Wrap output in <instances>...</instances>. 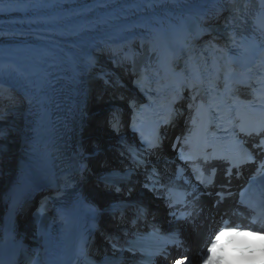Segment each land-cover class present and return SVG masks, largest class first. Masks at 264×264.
<instances>
[{"label": "bare ground", "instance_id": "bare-ground-1", "mask_svg": "<svg viewBox=\"0 0 264 264\" xmlns=\"http://www.w3.org/2000/svg\"><path fill=\"white\" fill-rule=\"evenodd\" d=\"M198 1L53 0L0 6V201L22 166L35 111L29 102L34 79L12 57L23 60L24 55L38 69L43 64L54 66L73 116L84 112L90 120V113L104 106L100 93L115 84V77L126 69L130 51L145 40L136 34L152 27L147 18L166 10L192 11L204 19L217 13L216 7L198 9ZM101 41L111 44L102 46ZM90 52L95 66L76 84L66 74L74 61Z\"/></svg>", "mask_w": 264, "mask_h": 264}, {"label": "snow or ice", "instance_id": "snow-or-ice-1", "mask_svg": "<svg viewBox=\"0 0 264 264\" xmlns=\"http://www.w3.org/2000/svg\"><path fill=\"white\" fill-rule=\"evenodd\" d=\"M17 2V0H0V5L8 4L11 5L12 3ZM205 3H214L216 0H203ZM261 4H264V0H260ZM261 15H264V9H261ZM171 28L174 32H181L183 31V22H179L175 25H171ZM163 28L160 27H150L147 30L141 32L139 35L142 39L148 40H157L160 39L161 32ZM133 35V36H136ZM129 39V38H128ZM126 41V40H125ZM102 46H109L111 43H106L101 41ZM100 46V47H102ZM187 38L181 41V47H187ZM96 48V47H95ZM256 50H258L259 58L261 64L264 65V34H262L260 38V42L256 45ZM160 60L162 63L167 62V56L161 55ZM95 66V59L92 56V52L85 55L82 59L76 60L73 62L70 71L66 74L70 76L71 80L74 81L76 84H80L83 81L84 73L87 72L88 69ZM180 74H177L179 77ZM227 87V82L225 84ZM29 102L31 105L34 106L36 115L40 118H43L47 114V105L49 102V97L45 95H41L37 97L35 94H31L29 98ZM133 109L135 110V104L132 105ZM112 128L114 132H119V123H112ZM132 129L135 131L137 129L136 118L133 117L132 121ZM241 132H246L248 135L255 134L256 136H264V117L258 120L255 124L249 125L247 128L241 124L240 129ZM33 137H36V131L33 130ZM141 140L144 142L143 147L141 149H137L126 142L125 137H121L119 141L120 148L118 150H125L131 156L132 163L134 165L133 169H126L123 173L118 170L113 169L110 172H106L101 174L99 179L105 183L107 187L112 186V182L114 180H121V179H130L131 176L134 174V170L138 168H143L147 173V182L145 183L144 187L148 188L149 191H152L154 194L164 191L168 195V208L170 209L169 216L171 217V222L176 225V227L170 229L168 234H163L160 229L156 226L153 227V231L151 232L152 238L156 241L154 245L151 246L150 249L146 250L144 253V257L141 261V264H152L154 259L157 256L167 258L169 246H175L177 248H182L184 245V241L180 239V231H179V224L183 222H187V220L193 215L192 211L187 210L189 207L195 208L196 203L199 201L198 195H193L192 202L189 204L187 201L183 202V209L174 208L176 201L173 197V187L169 185H165L162 183V177L160 172L154 165H151V161L149 157L157 150L160 149L162 144V137L159 135V132L156 131L151 137H145L143 133H141ZM179 141V137L177 138ZM30 153L35 148L34 140L29 143L28 145ZM254 147H264V139H260L257 145ZM242 148V151L239 154H228L224 156V159L228 161V168L226 170V174L231 177L233 174V168L237 170V174L240 173V168L243 164L248 162H255L256 157L253 156L251 151ZM93 153V155L98 154ZM44 152L46 156L49 158V161L52 166V174L53 179H50L48 182L50 184L55 185L58 188V198L62 197L60 206L57 209L58 215L61 217L71 216L74 212L83 210L85 217L88 221V231H92L93 229L98 227L97 221L104 212H115L117 210H123L126 208H134L135 209V219L132 221L133 224L136 223V220L141 217H147L148 210L142 204L136 202L129 204L125 201H116L113 202L108 206V208L101 210L96 205L86 201L83 195L79 191H75V186L77 183V177L83 179L84 172L88 170V165L84 162L87 159L84 154L78 153L77 161L74 166L75 171H68L65 172L63 169H60L56 163L54 156L55 154L51 151L50 148L47 146L44 147ZM121 155H124V151H120ZM180 158L184 159L185 154L183 152L180 153ZM208 157L205 156V160ZM151 166V171L149 172L148 169ZM199 171V170H197ZM259 175L264 177V162L259 164ZM184 175L183 169H177L176 177L177 179L182 178ZM216 172L213 169L210 175H205L204 172L199 171L197 175V179L201 182L202 185L205 187H209L213 185L215 180ZM255 181H253L254 183ZM185 183H188L185 180ZM149 185H151L149 187ZM251 187V186H250ZM116 192H120L121 189L117 186L115 188ZM248 190H245L244 193H241V203H245V195ZM219 197V202H222L225 199L223 192L217 193ZM18 204V202H14ZM41 207H44V203H42ZM258 207L264 209V184H261L259 189V199H258ZM40 214V210H38V215ZM222 226L218 230L215 231L214 238H209L208 244L210 246L206 247V250H202L204 255L200 256L199 259H202L203 264H207V260L211 254L212 248L215 246L216 241L219 239V236L227 230H240L239 227H232L229 226L227 222L222 221ZM12 231H14V225H11ZM247 234L251 235H264V229L260 231H251L245 230ZM140 237L136 239L127 240L125 243L128 245L127 248L118 246L119 241L117 240L116 243L112 244L113 254L111 256H105L101 261V264H123V253L125 251L133 252L134 249L138 248V240ZM86 244L87 240L82 235L81 242L77 246V257H78V264H89L87 252H86ZM38 257L34 264H38ZM198 259L195 255H192L189 250L184 249L179 253V258L175 259L174 264H193V261Z\"/></svg>", "mask_w": 264, "mask_h": 264}, {"label": "clouds", "instance_id": "clouds-1", "mask_svg": "<svg viewBox=\"0 0 264 264\" xmlns=\"http://www.w3.org/2000/svg\"><path fill=\"white\" fill-rule=\"evenodd\" d=\"M207 264H264V235L247 234L241 229L224 231Z\"/></svg>", "mask_w": 264, "mask_h": 264}, {"label": "rangeland", "instance_id": "rangeland-1", "mask_svg": "<svg viewBox=\"0 0 264 264\" xmlns=\"http://www.w3.org/2000/svg\"><path fill=\"white\" fill-rule=\"evenodd\" d=\"M93 97V96H92ZM93 101H94V99H93Z\"/></svg>", "mask_w": 264, "mask_h": 264}]
</instances>
